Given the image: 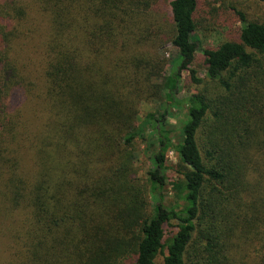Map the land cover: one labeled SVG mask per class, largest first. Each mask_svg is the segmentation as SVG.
I'll return each mask as SVG.
<instances>
[{
	"label": "trees",
	"instance_id": "1",
	"mask_svg": "<svg viewBox=\"0 0 264 264\" xmlns=\"http://www.w3.org/2000/svg\"><path fill=\"white\" fill-rule=\"evenodd\" d=\"M214 1L172 0L167 23L152 0H0V264H264V20L199 49ZM143 103L163 112L138 124Z\"/></svg>",
	"mask_w": 264,
	"mask_h": 264
},
{
	"label": "rangeland",
	"instance_id": "2",
	"mask_svg": "<svg viewBox=\"0 0 264 264\" xmlns=\"http://www.w3.org/2000/svg\"><path fill=\"white\" fill-rule=\"evenodd\" d=\"M153 5L156 7L155 12L161 21L170 23V17L168 12V5L172 0H152ZM237 12L242 13L249 21H263L264 20V4L259 3L257 0H216L209 3L205 8L199 11L197 16V32L196 45L199 49L205 48H217L223 42H231L234 37L235 30L239 27ZM39 27V26H38ZM36 37V36H35ZM34 39V38H33ZM32 38H28L23 44V52H20L21 59L31 58L33 64L37 63L38 54L36 52L37 43ZM148 43H146L145 51H147ZM150 46V45H149ZM150 51V48H149ZM30 56H27V55ZM159 57L165 62V75L169 74L172 63L176 61L177 52L169 45L163 46L158 51ZM201 56L199 53H195L193 59L188 63L187 69L194 70L198 73L200 78L205 77V70L201 64ZM196 94V91L188 80V72H181L180 89L177 94L178 99H182L188 95ZM138 124L144 122V117L148 113H161L163 108L159 103H143L138 108ZM168 116V123L172 135H177L178 131L185 122L184 112L179 110H171ZM176 142V141H174ZM143 146L138 145L136 149L137 155V176L144 180L145 173L147 171L146 164L142 162L144 160ZM177 164V157L174 153L169 152L167 155V166L175 167ZM176 172L173 168L169 169L166 173L167 177V200L172 199L171 184L176 181ZM168 201V202H169ZM172 201V200H171ZM158 263H162V259H158Z\"/></svg>",
	"mask_w": 264,
	"mask_h": 264
}]
</instances>
